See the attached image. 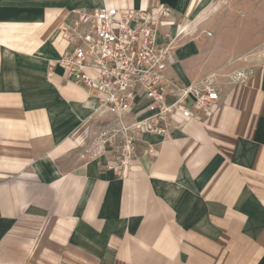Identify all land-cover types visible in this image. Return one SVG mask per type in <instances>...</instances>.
I'll return each instance as SVG.
<instances>
[{
	"label": "crops",
	"instance_id": "obj_1",
	"mask_svg": "<svg viewBox=\"0 0 264 264\" xmlns=\"http://www.w3.org/2000/svg\"><path fill=\"white\" fill-rule=\"evenodd\" d=\"M203 2L0 0V264H264V63L119 174L77 157L113 113L47 74L74 10L164 4L174 37ZM203 52L177 46L172 74L202 79Z\"/></svg>",
	"mask_w": 264,
	"mask_h": 264
},
{
	"label": "built area",
	"instance_id": "obj_2",
	"mask_svg": "<svg viewBox=\"0 0 264 264\" xmlns=\"http://www.w3.org/2000/svg\"><path fill=\"white\" fill-rule=\"evenodd\" d=\"M171 14L164 4L145 10L77 9L59 28L67 45L48 63V77L95 99V116L114 115L91 133V151L105 158L97 163L102 169L119 174L141 148L155 156L148 137L168 138L189 123L206 124L220 107V87L212 75L186 84L172 74L177 39L159 30L160 19Z\"/></svg>",
	"mask_w": 264,
	"mask_h": 264
},
{
	"label": "rangeland",
	"instance_id": "obj_3",
	"mask_svg": "<svg viewBox=\"0 0 264 264\" xmlns=\"http://www.w3.org/2000/svg\"><path fill=\"white\" fill-rule=\"evenodd\" d=\"M179 25H174L182 32L177 46L203 45L202 78L212 75L222 86L239 83L243 75L264 63V0H204L194 16ZM208 31L211 37L205 35ZM90 142L77 157L82 162L104 163L105 158L91 151Z\"/></svg>",
	"mask_w": 264,
	"mask_h": 264
},
{
	"label": "bare ground",
	"instance_id": "obj_4",
	"mask_svg": "<svg viewBox=\"0 0 264 264\" xmlns=\"http://www.w3.org/2000/svg\"><path fill=\"white\" fill-rule=\"evenodd\" d=\"M179 26H182L181 24H182V22H179ZM177 34L174 36V38H176V39H179V37L181 36V34H182V32H181V30H177V32H176Z\"/></svg>",
	"mask_w": 264,
	"mask_h": 264
}]
</instances>
